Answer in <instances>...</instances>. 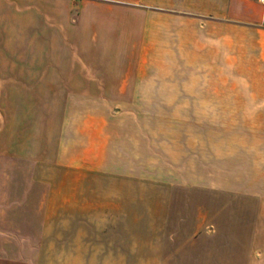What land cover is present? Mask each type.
Masks as SVG:
<instances>
[{
	"label": "crops",
	"instance_id": "obj_1",
	"mask_svg": "<svg viewBox=\"0 0 264 264\" xmlns=\"http://www.w3.org/2000/svg\"><path fill=\"white\" fill-rule=\"evenodd\" d=\"M13 149L140 262L264 264V0H0V219Z\"/></svg>",
	"mask_w": 264,
	"mask_h": 264
},
{
	"label": "rangeland",
	"instance_id": "obj_2",
	"mask_svg": "<svg viewBox=\"0 0 264 264\" xmlns=\"http://www.w3.org/2000/svg\"><path fill=\"white\" fill-rule=\"evenodd\" d=\"M108 104L110 110L121 105ZM202 120L206 125L212 124V119ZM18 129L21 127L14 126V130ZM19 137L20 134L13 135L14 145H20ZM34 153L32 149H13L12 213L3 214L0 219V226H6V230H0V257L12 260L1 264H148L137 260L130 231H124L122 245H108L111 237L115 241L112 234L116 235V231L100 228L101 214L96 206L92 207L91 220L89 216L87 219V227L92 226L87 235L83 230H75L74 225L79 226V222L72 218L68 204L62 203L67 198L51 190L58 181L36 179L35 171L46 168L29 163V157L36 156ZM1 168L0 174H4V165ZM56 174L59 178L60 173ZM4 190V180H0V191ZM67 192L66 187L62 194Z\"/></svg>",
	"mask_w": 264,
	"mask_h": 264
}]
</instances>
